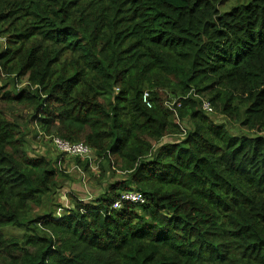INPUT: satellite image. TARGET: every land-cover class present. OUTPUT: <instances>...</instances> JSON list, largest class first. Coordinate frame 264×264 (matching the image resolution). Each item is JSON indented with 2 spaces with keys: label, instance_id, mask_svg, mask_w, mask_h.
I'll return each mask as SVG.
<instances>
[{
  "label": "trees",
  "instance_id": "obj_1",
  "mask_svg": "<svg viewBox=\"0 0 264 264\" xmlns=\"http://www.w3.org/2000/svg\"><path fill=\"white\" fill-rule=\"evenodd\" d=\"M0 35V264H264V0H0ZM18 110L123 179L57 203L91 157Z\"/></svg>",
  "mask_w": 264,
  "mask_h": 264
},
{
  "label": "rangeland",
  "instance_id": "obj_2",
  "mask_svg": "<svg viewBox=\"0 0 264 264\" xmlns=\"http://www.w3.org/2000/svg\"><path fill=\"white\" fill-rule=\"evenodd\" d=\"M4 42V38L0 35V46H3ZM16 113L21 116V124L24 127L23 130L25 131L26 137L29 140V152L33 156L50 155L53 156L55 160H57L60 153L53 144L51 138L44 135L40 130L36 129V122L29 117L28 110H18ZM211 115H213L214 119H216V116L213 113ZM219 120L223 121L222 118H219ZM177 138L178 137L176 136H168L164 140L171 141L176 140ZM60 159H62L60 169L63 172V176H61V186L58 192V198H56V200L57 203L62 204L64 207H72L73 204L71 203V199L75 196L79 197L83 201L95 199L99 194L106 190L110 183L122 180L123 175L125 174L117 170L116 175L109 177L111 175V173H109V180L105 182L100 178L101 172L99 160H96V155L95 158L90 160V168L88 171H85L80 165L77 166L74 158L60 156L59 160ZM59 160L55 162L56 166ZM55 209H57L58 213H60L63 210V207L57 205L55 206ZM14 232L19 231L14 228L6 229L7 234L12 235Z\"/></svg>",
  "mask_w": 264,
  "mask_h": 264
},
{
  "label": "built area",
  "instance_id": "obj_3",
  "mask_svg": "<svg viewBox=\"0 0 264 264\" xmlns=\"http://www.w3.org/2000/svg\"><path fill=\"white\" fill-rule=\"evenodd\" d=\"M144 102H146L149 106H151V103L149 101V93L145 92L143 96ZM203 108L205 111L212 113L213 107L211 106L210 102L204 101L203 102ZM53 141L57 149H59L61 152L72 155V156H78L82 158H94V151L93 149L82 142H70L68 140L59 138V137H53ZM131 202V203H145L146 198L145 196L137 191H126L121 194V198L115 203L114 208H120L124 204V202Z\"/></svg>",
  "mask_w": 264,
  "mask_h": 264
},
{
  "label": "clouds",
  "instance_id": "obj_4",
  "mask_svg": "<svg viewBox=\"0 0 264 264\" xmlns=\"http://www.w3.org/2000/svg\"><path fill=\"white\" fill-rule=\"evenodd\" d=\"M183 136V135H182ZM184 137V136H183ZM93 149V148H92ZM95 158V157H94Z\"/></svg>",
  "mask_w": 264,
  "mask_h": 264
}]
</instances>
